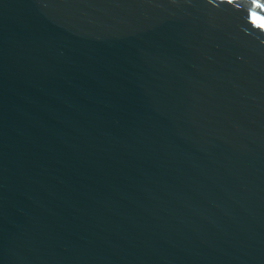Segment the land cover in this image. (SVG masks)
<instances>
[{
    "label": "water",
    "instance_id": "water-1",
    "mask_svg": "<svg viewBox=\"0 0 264 264\" xmlns=\"http://www.w3.org/2000/svg\"><path fill=\"white\" fill-rule=\"evenodd\" d=\"M264 0H0V264H264Z\"/></svg>",
    "mask_w": 264,
    "mask_h": 264
},
{
    "label": "snow or ice",
    "instance_id": "snow-or-ice-1",
    "mask_svg": "<svg viewBox=\"0 0 264 264\" xmlns=\"http://www.w3.org/2000/svg\"><path fill=\"white\" fill-rule=\"evenodd\" d=\"M260 26L264 27V18L260 19Z\"/></svg>",
    "mask_w": 264,
    "mask_h": 264
}]
</instances>
